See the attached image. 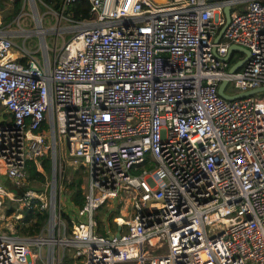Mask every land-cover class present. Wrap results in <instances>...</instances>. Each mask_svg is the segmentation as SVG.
<instances>
[{"label":"built area","instance_id":"obj_1","mask_svg":"<svg viewBox=\"0 0 264 264\" xmlns=\"http://www.w3.org/2000/svg\"><path fill=\"white\" fill-rule=\"evenodd\" d=\"M76 1L55 10L40 0L56 37L70 33L43 60L0 22V264L36 256L4 196L19 201L15 218L47 209L46 229H63L42 264H61L73 246L70 264H264V90H217L222 80L227 94L264 86V0H233L227 22L225 0H88L94 15L73 20L64 12ZM26 13L44 36L37 0H23L17 19ZM232 44L249 51L234 71L245 54ZM44 158L49 195L27 186L28 161L44 174ZM63 163L87 170L69 237L51 202ZM122 190L131 217L113 218L119 236L98 233L97 208Z\"/></svg>","mask_w":264,"mask_h":264},{"label":"rangeland","instance_id":"obj_2","mask_svg":"<svg viewBox=\"0 0 264 264\" xmlns=\"http://www.w3.org/2000/svg\"><path fill=\"white\" fill-rule=\"evenodd\" d=\"M37 1H38L39 13L41 15L44 14L43 26L45 28H48L46 30V33L44 36H43V33H40L37 30L38 29L37 23L29 19V17H31V16L28 13L20 15L19 19H17V17H15V19H13L12 24H7V25H5L4 28L11 32L12 40L14 41V43L16 45L23 46L30 51H35L36 56H38V58L40 60H43L44 57L46 56V51H48L49 56L52 57L54 40L57 41V45H60L61 40L63 38L67 39L69 37L70 33L65 32V33H62V35H59L58 37H56V31L57 30L55 28H53V26H57V24L55 23V20H53L54 14H53V12L52 13L48 12L49 10L50 11H53V10L50 9L49 7H47L45 4L41 3L40 0H37ZM26 3H28V2H26ZM24 10L28 11L31 14V11H30L31 10V4L30 3H29V5L27 4V6ZM62 24H68V21L63 20ZM22 29H25V31H21ZM20 32H23L22 33L23 35H20ZM237 89L238 88L233 86L231 83L228 84V86L226 87V91H229V92H235V90H237ZM61 151H62V156L69 158V155L67 152V139H66L64 134H62V136H61ZM62 167H63V165L61 166V168ZM43 170H44V174H41V176L36 177L35 180L34 179L30 180V182L27 184V186L32 187L38 191H46V193H47V188H45L44 184H41L38 180L49 181L50 180V168H48L47 170H45L43 168ZM63 171H64V173H73L72 172V166L66 165L64 167ZM77 176L82 179L81 186L83 188L84 182H85L86 172H83L80 169V170H78V172L76 174L73 173L74 178H76ZM0 178H1V180H3L6 183L7 186H9L8 181L5 180L3 175H0ZM61 181H62V189H61L60 199H59L60 210L62 208L67 210V212L74 219L75 214H73V213L74 212L76 213L77 206H75L74 203L70 200L67 186H64L62 178H61ZM127 194H128V192L126 190H122L121 191V197L116 196V197L110 199L108 201V203H106L101 209L104 210V212H106V207L111 209V208H115V207L119 206L120 209H119L118 215L121 214L124 219L130 218L132 213H133V203H132L131 199L126 201ZM3 199L5 200V203L8 204V206H9L8 213H13L12 215H10L12 221L17 226L21 225L23 223V218L17 219V218H15V214H14V212L19 207V201H17L16 199L10 200L7 196H4ZM23 216H24V214H23ZM80 218L84 219L85 217H80ZM63 223H64V221H63ZM64 225L66 227L65 223H64ZM62 232H63V229L61 228V234H62ZM61 234L58 235L57 229H55L54 234H53L50 227L48 226V229H46L45 232L41 233L39 236V237L45 238V240H43V242L39 241L42 243H34V242L28 243L29 250L32 253H36V256L33 257L34 264H42L43 263V261L45 260V253H46L47 248L49 246H52V245L56 246L58 244L57 238H59L61 236ZM65 234L68 237L71 235L69 230H67V229H66ZM48 239H52L53 241L51 242ZM74 249H75V246L70 247V248L65 247V257L61 260V262H60L61 264L72 263V261L67 260L66 256L69 255V253ZM160 251H161V249H156V250H152V253H156V252H160ZM38 253H40V254H38ZM83 258H84L83 255H79L75 258V261H77L78 264H81V262L83 261Z\"/></svg>","mask_w":264,"mask_h":264},{"label":"trees","instance_id":"obj_3","mask_svg":"<svg viewBox=\"0 0 264 264\" xmlns=\"http://www.w3.org/2000/svg\"><path fill=\"white\" fill-rule=\"evenodd\" d=\"M23 0H0L1 25L5 26L15 19L21 10ZM53 9H58L61 0H41ZM65 15L73 20H81L83 18L92 17L94 14L90 12V3L88 0H80L71 3L65 10ZM233 63V62H232ZM45 170L49 168L48 159L42 160ZM29 176L38 177L41 173L35 169L32 160L28 161ZM61 178L64 186H67L69 198L75 206L81 207L84 202L83 188L81 186L82 179L73 177V173H62ZM106 203L101 204L96 211L95 219L97 221L96 231L105 234L104 221H107L112 230L116 229V224L112 220L114 216L119 214V206L115 208H107L106 212L101 208ZM61 219L66 224V229L71 231L74 219L65 209L60 210ZM49 213L47 209H39L38 207H26L24 209L23 223L20 225L19 234L25 237H33L44 233ZM65 257V256H64ZM67 258V256H66Z\"/></svg>","mask_w":264,"mask_h":264},{"label":"water","instance_id":"obj_4","mask_svg":"<svg viewBox=\"0 0 264 264\" xmlns=\"http://www.w3.org/2000/svg\"><path fill=\"white\" fill-rule=\"evenodd\" d=\"M232 2H233V0H225V3H224L223 6H222V11H223V14H224V17H225V22H227L228 19H229V17H230V6H231V3H232ZM224 25H225V23H224V24L222 25V27L219 29V32H218V34H217V36H216V39H219V38H220L221 33H222V31H223V28H224ZM230 49L240 50V51H242V52L245 54V56H244L243 59H240V60L236 61L235 63H233V64L230 66L229 70H230V71H234V70H236L237 68H239V67L241 66V64L244 62L245 57L249 54V51H248L247 49L243 48V47H240V46L236 45V44H232V45H230ZM226 82H227L226 80H222V81L220 82L219 86H218V89H217V90H218V93H219L222 97H224V98H226V99H232V98H234V97H240V96H244V95H246V94H252V93H254V92L258 91V90H264V86H259V87H255V88L250 89V90L240 91V92H237V93H234V94H227V93H225V92L223 91V88H224ZM51 202H52V203H53V202H56V198H53V197H52ZM116 235L119 236L120 233L117 231V232H116ZM38 239H40V238H39V237H38V238H37V237H30L29 241H30V242H33V241H36V240H38ZM41 240H45V238L41 237Z\"/></svg>","mask_w":264,"mask_h":264},{"label":"crops","instance_id":"obj_5","mask_svg":"<svg viewBox=\"0 0 264 264\" xmlns=\"http://www.w3.org/2000/svg\"><path fill=\"white\" fill-rule=\"evenodd\" d=\"M158 1H161V0H158ZM162 1H164V0H162ZM26 6H27V4L25 5V7H24V9L26 8ZM242 7L243 8H245V7H247V3H243L242 4ZM29 19L30 20H32V21H34V22H36L34 19H33V17H29ZM10 23H12V22H10ZM34 164V163H33ZM66 165H71L72 166V172L74 173V174H76L77 172H78V170H82L83 172H86V176H85V182H84V187H83V196H84V191H85V189H86V184H87V170H86V167L84 166V165H73V164H68V163H63V167L61 168V171H60V174L58 173V177H60V180H58V181H55L54 183H56L57 182V185H58V183H60L61 184V186H60V190H59V192H58V194H59V197H57V202L59 201V199H60V193H61V189H62V181H61V175H62V173H64V171H63V169H64V167L66 166ZM35 166V165H34ZM44 168V167H43ZM50 168V167H49ZM36 169V168H35ZM37 170V169H36ZM38 171V170H37ZM50 179H51V170H50ZM49 192H50V188H47V195H49ZM106 203H108V201L106 202ZM78 209V207L76 208V210ZM120 209V208H119ZM122 210V209H121ZM24 214V213H23ZM73 214H75V216H74V220H76L77 219V212L75 213H73ZM121 215V214H120ZM115 217V216H114ZM113 217V218H114ZM48 219H49V217H48ZM115 222V221H114ZM47 224V223H46ZM115 224H116V229L115 230H112L111 229V227H110V225H109V223L107 222V221H104V230H105V233H107V232H114V233H116L117 231H118V229H119V227H118V225H117V223L115 222ZM97 227V226H96ZM45 229H46V226H45ZM45 232V231H44ZM65 232H66V227H65ZM48 240H50V239H48ZM77 262V261H76Z\"/></svg>","mask_w":264,"mask_h":264},{"label":"bare ground","instance_id":"obj_6","mask_svg":"<svg viewBox=\"0 0 264 264\" xmlns=\"http://www.w3.org/2000/svg\"><path fill=\"white\" fill-rule=\"evenodd\" d=\"M1 60H2V56H1V54H0V61H1ZM49 241H51V242H52L53 240H52V239H50Z\"/></svg>","mask_w":264,"mask_h":264}]
</instances>
